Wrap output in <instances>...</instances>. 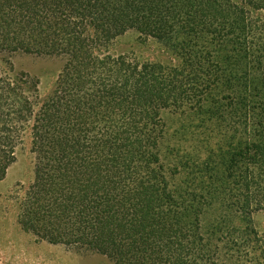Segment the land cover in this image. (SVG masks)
<instances>
[{"label": "trees", "instance_id": "16d2710c", "mask_svg": "<svg viewBox=\"0 0 264 264\" xmlns=\"http://www.w3.org/2000/svg\"><path fill=\"white\" fill-rule=\"evenodd\" d=\"M263 11L264 0H0V54L64 59L42 103L34 85L0 69V181L27 133L34 158L20 228L112 264H264L253 219L264 212L263 136L206 148L190 166L163 165L160 115L201 70L110 52L129 32L173 53L196 33L223 44V27L231 44L264 48ZM243 117L264 125V100Z\"/></svg>", "mask_w": 264, "mask_h": 264}, {"label": "rangeland", "instance_id": "374dc122", "mask_svg": "<svg viewBox=\"0 0 264 264\" xmlns=\"http://www.w3.org/2000/svg\"><path fill=\"white\" fill-rule=\"evenodd\" d=\"M259 16L264 19V11ZM234 28L237 32L242 31L238 23ZM223 29V44L215 43L210 35L196 33L189 35L190 42L176 53L153 41L139 40L134 32L117 38L111 45L112 54H125L139 62L163 67L170 63L182 67L190 63L186 65L187 72L194 74L201 70L178 107L170 106L160 115L163 124L160 157L161 163L167 167L181 162L190 166L198 157L203 159L206 156V148L216 149L221 144L227 148L232 142L250 146L263 141L264 125L244 120L243 115L251 111L259 98L264 100V48L249 42H245V48L233 45L227 41L228 35ZM63 62V58L21 52L0 54V69L14 79L25 81L27 89L34 85L38 91V103L47 100L54 91ZM199 100H202L201 105ZM33 168L34 158L27 133L16 151L15 162L0 181V264H112L93 252L39 241L20 228L17 206L33 181ZM173 183L185 188L179 178L173 179ZM202 189L206 190L205 186ZM200 192L206 193L204 190ZM206 201L210 202V199L206 198ZM219 202H212L211 210ZM211 210L201 217L205 229L214 221L215 213ZM253 219L255 228L264 237V212L255 214ZM202 233L204 237L209 236L210 230Z\"/></svg>", "mask_w": 264, "mask_h": 264}]
</instances>
